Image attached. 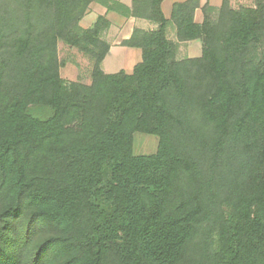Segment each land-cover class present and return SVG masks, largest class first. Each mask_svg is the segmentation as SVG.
I'll list each match as a JSON object with an SVG mask.
<instances>
[{
	"label": "trees",
	"instance_id": "trees-1",
	"mask_svg": "<svg viewBox=\"0 0 264 264\" xmlns=\"http://www.w3.org/2000/svg\"><path fill=\"white\" fill-rule=\"evenodd\" d=\"M162 2L121 10L157 27L121 42L141 51L130 74H105L109 22L79 25L92 0H0V264H264V0L200 25L198 0L174 4L177 42L202 43L180 61ZM58 41L89 84L60 77ZM136 133L156 152L134 155Z\"/></svg>",
	"mask_w": 264,
	"mask_h": 264
},
{
	"label": "crops",
	"instance_id": "crops-1",
	"mask_svg": "<svg viewBox=\"0 0 264 264\" xmlns=\"http://www.w3.org/2000/svg\"><path fill=\"white\" fill-rule=\"evenodd\" d=\"M188 0H163L161 12L165 20L169 22L166 28V37L169 41L177 44L176 60L196 59L201 57L202 43L200 40L178 43L175 37V28L171 22V12L174 4L183 3ZM199 6L194 12V22L202 24L204 20L203 9L210 7L214 14L221 7L222 0H198ZM231 9L254 8V0H228ZM132 0H92L89 8L82 19L80 26L83 29L91 27L98 17H104L109 22V28L105 31V41L109 45V51L103 62L110 56H122L123 71L130 74L135 65L141 62V51L137 48L123 47L121 42L128 40L134 30L153 31L157 25L142 19H135L121 13L124 9H131ZM237 7V8H236ZM186 54V55H185ZM189 54V55H187ZM101 64V70L102 65ZM108 70H111L109 68ZM103 71V70H102ZM119 71V72H120ZM105 73V72H104ZM106 74V73H105ZM115 74V73H112Z\"/></svg>",
	"mask_w": 264,
	"mask_h": 264
},
{
	"label": "rangeland",
	"instance_id": "rangeland-1",
	"mask_svg": "<svg viewBox=\"0 0 264 264\" xmlns=\"http://www.w3.org/2000/svg\"><path fill=\"white\" fill-rule=\"evenodd\" d=\"M106 37L107 35L102 33L101 38L104 41ZM263 51H264V40L260 44H258V46L255 49L251 51L249 59L252 61L259 60V55ZM56 56L58 62L61 63L59 67V75L64 81L81 82L83 84H89L91 82L92 62L90 59L86 58L79 50L70 48L61 41H58L56 43ZM122 60L123 58L120 55L119 56L113 55L108 57L103 62L102 65L103 72H105L106 74H112V73H118L120 70H123L124 65L121 62ZM109 68H111V70H108ZM31 113L35 117H42L45 115L46 109L32 108ZM157 144H158V139L156 137L136 133L133 136V154L141 155V156L152 155L153 153L156 152ZM108 174H109V169H106L105 170L106 178L108 177ZM98 204L100 207L106 208V205L103 203V201L98 200ZM228 210H229L228 207L223 206V211L227 212ZM204 239L207 240V230L205 226H202L200 228L199 235L195 239H193V241L189 246V253H188L189 257H195L197 255V253L199 252V247L200 245H202ZM211 242H212V249L215 250L216 239L214 236L212 237Z\"/></svg>",
	"mask_w": 264,
	"mask_h": 264
}]
</instances>
